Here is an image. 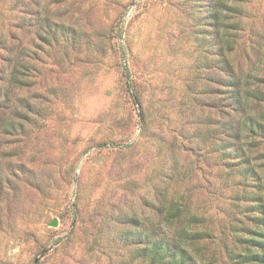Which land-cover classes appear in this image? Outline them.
<instances>
[{
	"label": "rangeland",
	"instance_id": "rangeland-1",
	"mask_svg": "<svg viewBox=\"0 0 264 264\" xmlns=\"http://www.w3.org/2000/svg\"><path fill=\"white\" fill-rule=\"evenodd\" d=\"M223 1L219 31L236 37L229 56L243 75L263 74L264 0ZM214 3L0 0V39L16 45L0 48V83L10 87L7 70L26 65L13 98L31 106L14 102L25 118L13 105L0 112V264H144L126 232L149 224L211 231L194 245L203 264L225 263L229 226L250 223L230 213L241 177L189 136L202 127L194 115H219L196 101L221 73ZM253 163L264 182V158ZM174 195L186 207L168 225L158 206Z\"/></svg>",
	"mask_w": 264,
	"mask_h": 264
},
{
	"label": "trees",
	"instance_id": "trees-1",
	"mask_svg": "<svg viewBox=\"0 0 264 264\" xmlns=\"http://www.w3.org/2000/svg\"><path fill=\"white\" fill-rule=\"evenodd\" d=\"M225 7L223 0H215L210 12L216 35H222L217 51L223 62L221 66L213 65L221 73L218 77H214L215 81H210L209 86L203 89L202 93L207 94V100L200 97L196 100L201 103L205 101L209 109L218 111L219 115L216 118L213 116L201 118L200 115L198 117L194 115L191 122L197 119V123L203 128H197L189 136H198L200 143L197 148L200 149L201 144H205L208 157L213 162L220 161L222 165H228L241 177L238 184L243 186V190L232 195L230 213L233 217L244 213L242 215L246 216L250 223L235 218L236 222L229 226L233 233L234 246L224 243L223 251L227 259L223 264H264V182L253 163L257 158H264V152L261 153V150L257 149L259 144L264 142V113L263 110L251 111L253 104L264 102V73L243 75L234 65L229 53L234 49L236 37L231 36L230 33L221 34L219 31L226 24L219 15L220 9ZM46 36L43 33L40 39L47 41ZM15 47L16 45H8L0 39L2 50L11 51ZM17 52L21 53L19 50ZM26 54L29 56V52ZM23 62L28 64L25 60ZM18 70L17 64H14L5 74L8 78L6 77L4 81H9L10 87L4 89L0 83V112H4L5 107L10 108L13 105L10 108L12 114L18 118H25V113H18L14 106V102H19L28 110L31 108L22 97L13 98L14 87L23 85L26 81L18 77ZM25 70L27 66L23 65V72L19 73L25 74ZM0 80H2L1 75ZM18 126L21 127L22 122L5 124V132L12 133ZM164 192H161L163 196H165ZM183 198L184 195H174L170 199L164 197L158 206L162 220L168 225L181 218L182 211L186 207ZM240 201L246 202L243 208H240ZM187 221L190 224L198 220L193 214L187 217ZM126 233L128 239L141 243L135 247L134 252L136 256L142 258L144 264H203V253L195 246L196 242L203 237L214 236L211 231L192 229L185 225L174 226L172 233L159 230L152 224L144 227L139 233L133 230Z\"/></svg>",
	"mask_w": 264,
	"mask_h": 264
},
{
	"label": "water",
	"instance_id": "water-1",
	"mask_svg": "<svg viewBox=\"0 0 264 264\" xmlns=\"http://www.w3.org/2000/svg\"><path fill=\"white\" fill-rule=\"evenodd\" d=\"M49 225H51V226H55V225H56V220H55V219H52V220L49 222Z\"/></svg>",
	"mask_w": 264,
	"mask_h": 264
}]
</instances>
